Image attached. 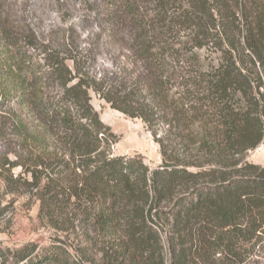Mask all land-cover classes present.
<instances>
[{"label":"trees","instance_id":"1","mask_svg":"<svg viewBox=\"0 0 264 264\" xmlns=\"http://www.w3.org/2000/svg\"><path fill=\"white\" fill-rule=\"evenodd\" d=\"M80 5V24L58 46L19 51L30 112L73 140L57 209L87 244L100 243L101 261L87 257L86 243L74 247L91 264H264V165L246 159L264 142V0ZM87 23L96 29L90 41L79 34ZM114 51L98 69L99 56ZM91 92L144 122L160 165L112 155L118 136ZM7 97L0 90V102ZM17 180L4 176L8 192ZM69 247L61 237L13 250L0 242V257L77 264Z\"/></svg>","mask_w":264,"mask_h":264},{"label":"rangeland","instance_id":"2","mask_svg":"<svg viewBox=\"0 0 264 264\" xmlns=\"http://www.w3.org/2000/svg\"><path fill=\"white\" fill-rule=\"evenodd\" d=\"M82 8L80 0H0V90L8 96L0 102V162H9L8 167L0 166V242L13 250L28 242L48 247L53 238L61 237L70 246L71 260L91 264L78 249L85 246L84 235L57 209L62 197L60 182L65 176L61 161L68 158L73 140L70 134L58 133L56 127L30 112L25 95L27 84L22 80L27 72L19 58V51L27 50L29 42L38 47L48 43L58 46L64 34L73 33L69 28L80 24ZM88 24L79 25V34L90 41L96 29ZM85 25L88 31L81 30ZM9 31L16 33L15 39L20 38L18 43L11 41ZM116 55L115 51L100 55L97 68L111 66L110 60ZM91 94L101 120L118 136V142L111 147L112 155H141L151 167L160 165L159 144L144 122L112 108L94 92ZM16 123L24 133L13 131ZM246 159L264 165V142L248 152ZM4 176L18 179L14 185L9 183V192ZM86 246L87 257L99 253L101 261L100 243ZM2 261L0 257V264H5Z\"/></svg>","mask_w":264,"mask_h":264}]
</instances>
